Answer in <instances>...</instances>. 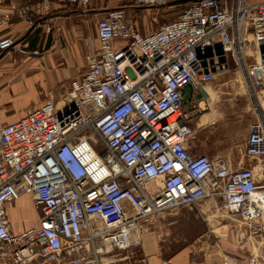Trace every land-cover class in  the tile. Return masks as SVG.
I'll use <instances>...</instances> for the list:
<instances>
[{
  "label": "built area",
  "instance_id": "built-area-1",
  "mask_svg": "<svg viewBox=\"0 0 264 264\" xmlns=\"http://www.w3.org/2000/svg\"><path fill=\"white\" fill-rule=\"evenodd\" d=\"M176 1L127 0L136 7ZM96 29L98 48L62 103L46 99L0 124V264H104L113 249L140 247L158 214L205 200L240 221L243 239L261 241L264 255V100L253 99L245 139L252 166L191 153L183 111V89L211 81L228 57L242 71L243 33L255 52L245 68L261 80L264 0H190L146 34L113 6ZM13 48L12 37L0 39V54ZM23 194L38 223L14 233L5 208Z\"/></svg>",
  "mask_w": 264,
  "mask_h": 264
},
{
  "label": "crops",
  "instance_id": "crops-1",
  "mask_svg": "<svg viewBox=\"0 0 264 264\" xmlns=\"http://www.w3.org/2000/svg\"><path fill=\"white\" fill-rule=\"evenodd\" d=\"M112 1H117V5L119 2L125 14L126 7L136 8L127 0ZM99 3L102 2L92 1L80 6L58 0H0V39L12 37L18 43L26 41L25 45L31 47L29 53L38 49V45L43 51L37 56H22L11 51L0 54V105L16 112L12 120L27 109L41 106L48 97L60 103L69 82L80 78L86 71V57L92 52V48L89 50V40L96 42V50V21L108 9H103ZM244 54L246 66L255 62L253 45L246 47ZM227 65V69L216 73L211 81L196 83L188 94L183 111L192 127V134L186 146L193 154L222 157L232 167L252 166L254 161L245 157L243 151L249 125L255 120L253 98L232 58L228 57ZM259 74L264 77V70ZM245 87L247 90L242 92V98L246 103L242 108L233 102L229 104L228 101H234L235 97L227 98V95H237ZM259 94L264 98L263 90ZM21 200L31 203L29 195L23 194L5 208L6 219L14 233L38 223V213L32 204L35 217L27 224L16 219L14 206ZM180 224L192 225L199 232L203 228L201 222L194 220L182 219ZM151 235V231L145 234L143 244ZM239 255L242 259L238 264H248L247 255ZM148 260L149 264H163V261L166 264H187L188 255L185 251H179L165 258L162 253H157L150 254ZM209 264L220 263L211 259Z\"/></svg>",
  "mask_w": 264,
  "mask_h": 264
},
{
  "label": "rangeland",
  "instance_id": "rangeland-1",
  "mask_svg": "<svg viewBox=\"0 0 264 264\" xmlns=\"http://www.w3.org/2000/svg\"><path fill=\"white\" fill-rule=\"evenodd\" d=\"M189 1L183 0L180 3H166L157 6L126 7V16L134 22L141 34H146L156 30L160 25L178 15ZM255 1L257 0H247L248 3ZM120 4L127 6L126 3L120 2ZM99 5L103 6V9L106 7L110 8L117 5V1L108 0L99 3ZM117 6H119V2ZM241 35L244 49L252 47L251 35L244 33ZM25 42L18 43L15 41V48L7 52L11 51L22 56L30 54L37 56L43 52L41 45H38V49L33 50V53H29L31 47L30 45H25ZM34 44H37V42L34 41ZM88 45L89 50L92 48V52L97 46L93 39L89 40ZM251 82L257 97L261 98L259 93L262 90L264 91V77L261 80L257 78V84L253 79ZM245 89L246 87L242 88L237 95H227V98H232L233 96L236 98V100L234 98V101L229 100V104L233 102L238 104L239 108H242L246 103L242 98V92ZM64 98L63 94L60 97V103L64 101ZM47 99L53 101L50 97ZM262 99L264 100L263 97ZM60 103L55 102L57 105ZM15 116L16 112L10 107L0 105V123L9 122ZM203 119L206 120L205 117ZM212 206L211 200H205L197 205H179L158 214L151 229L152 235L146 239L145 244L128 250L113 249L104 255V264H149L150 254L162 253L163 257L168 258L179 251L187 253V264H209L211 259L218 261L220 264H225L226 258L229 260L233 259L235 260L233 264H238L242 259L239 254L247 255L248 264L253 260H255L256 264H264V255L261 253V241L257 242L258 240L250 238L243 239L244 228L242 223L238 220L230 219L222 211ZM14 208L16 219H19L22 224H27L31 218L36 216L31 208V203L26 200H21L18 204L15 203ZM182 219L201 222L203 228L199 232L192 225L186 226L185 224L183 226L180 224ZM175 220H178L177 223H171Z\"/></svg>",
  "mask_w": 264,
  "mask_h": 264
},
{
  "label": "bare ground",
  "instance_id": "bare-ground-1",
  "mask_svg": "<svg viewBox=\"0 0 264 264\" xmlns=\"http://www.w3.org/2000/svg\"><path fill=\"white\" fill-rule=\"evenodd\" d=\"M241 72H242V76H243V79H244V81H245V83H246V85L248 86V89H249V91H250V94H251V96H252V98L254 99V100H256L257 99V95H256V93H255V90H254V88H253V85H252V83H251V80H250V78H249V75H248V72H247V70H246V68H245V65H244V63L243 62H241ZM240 72V73H241Z\"/></svg>",
  "mask_w": 264,
  "mask_h": 264
},
{
  "label": "water",
  "instance_id": "water-1",
  "mask_svg": "<svg viewBox=\"0 0 264 264\" xmlns=\"http://www.w3.org/2000/svg\"><path fill=\"white\" fill-rule=\"evenodd\" d=\"M192 91V86L191 85H187L184 89V95L186 96V98L183 101V104L185 103V100L187 99L188 94Z\"/></svg>",
  "mask_w": 264,
  "mask_h": 264
},
{
  "label": "trees",
  "instance_id": "trees-1",
  "mask_svg": "<svg viewBox=\"0 0 264 264\" xmlns=\"http://www.w3.org/2000/svg\"><path fill=\"white\" fill-rule=\"evenodd\" d=\"M183 0H180V1H176V2H172V3H180V2H182Z\"/></svg>",
  "mask_w": 264,
  "mask_h": 264
}]
</instances>
